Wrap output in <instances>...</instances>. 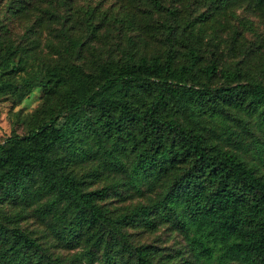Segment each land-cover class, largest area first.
Returning <instances> with one entry per match:
<instances>
[{"label": "trees", "instance_id": "1", "mask_svg": "<svg viewBox=\"0 0 264 264\" xmlns=\"http://www.w3.org/2000/svg\"><path fill=\"white\" fill-rule=\"evenodd\" d=\"M227 1L218 0L221 5ZM151 4L176 14L175 6L161 0ZM173 30L167 25L163 56L102 61L90 70L63 62L47 68L46 77L34 78L46 101L56 98V111L26 132H12L0 141V193L45 197L39 205L42 213L52 214L73 236L106 224L125 240L119 226L154 228L155 217L171 218L197 258L215 257L217 264H264V174L238 151L210 141L204 132L208 127L179 120L180 115L203 113L221 117L218 136L238 150L264 155V83L249 79L211 85L215 60L200 67L199 80L193 72L199 66L196 48L188 46L185 61L175 63ZM10 60L8 54L2 56L0 65ZM22 61L19 57L11 68H20ZM223 75L239 78L238 71ZM90 139L105 154L103 168H121L122 184L136 192L144 184L159 185L156 198L115 217L107 215L97 201L108 187L84 189L68 167L90 155ZM122 142L133 152L127 168L112 146ZM149 248H134L135 264H178L154 263ZM39 250L34 237L0 221V264H39L40 255L33 261L29 255Z\"/></svg>", "mask_w": 264, "mask_h": 264}, {"label": "rangeland", "instance_id": "2", "mask_svg": "<svg viewBox=\"0 0 264 264\" xmlns=\"http://www.w3.org/2000/svg\"><path fill=\"white\" fill-rule=\"evenodd\" d=\"M161 1L175 6L176 14L156 9L151 0H0V58L8 54L12 59L7 65H0V141L12 132H26L56 111V98L46 101L43 87L34 85V78L47 76V68L65 62L90 70L102 61L136 59L141 54L163 56L168 48L167 25L174 27L176 64L185 61L183 52L188 46L196 48L199 66L193 72L199 80H203L200 67L215 60L217 73L211 85L249 79L264 83V3ZM19 57L22 66L12 69ZM227 71H238V80L227 79L223 75ZM87 112L92 114L90 109ZM179 120L193 127H208L203 131L210 141L238 151L264 174L262 152L255 156L238 150L218 136L221 117L203 113L191 118L180 115ZM227 122L236 128L230 119ZM251 128L258 132L254 125ZM88 141L90 155L70 162L68 167L84 189L108 187L107 194L97 201L107 215L115 217L156 198L159 185L144 184L138 192L126 187L121 182V168H103L102 148L91 139ZM122 143L112 146L127 168L133 152ZM106 145L111 147L109 142ZM36 197L9 198L0 193V221L8 227H19L40 245L38 252L29 253L30 261L40 255L39 264H50L51 260L59 264H135L134 248L145 244L150 247L149 256L154 263L217 264L215 257L197 258L171 218L155 217L154 228L140 224L119 226L125 240H120L106 224L73 236L56 224L52 214L42 213L39 205L46 198Z\"/></svg>", "mask_w": 264, "mask_h": 264}]
</instances>
